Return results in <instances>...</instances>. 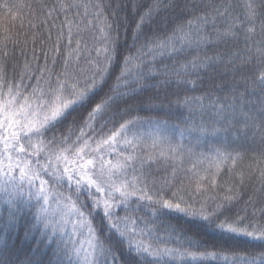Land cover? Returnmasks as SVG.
I'll return each instance as SVG.
<instances>
[{"label": "snow or ice", "instance_id": "1", "mask_svg": "<svg viewBox=\"0 0 264 264\" xmlns=\"http://www.w3.org/2000/svg\"><path fill=\"white\" fill-rule=\"evenodd\" d=\"M233 3L148 0L137 12L144 0H133L135 51L123 57L104 15L110 5L94 3L99 47L81 56L87 46L72 48L69 28L59 66L44 53L43 67L26 61L18 78L8 75L4 35L0 223L11 230L25 221L35 242L19 264H264V0H238L236 14ZM23 7L35 30L82 5L0 0L13 20ZM157 163L171 169L159 181L145 170ZM253 177L259 187L239 207ZM173 213L190 227L163 219ZM204 237L242 239L245 249ZM0 243V264H14L6 234Z\"/></svg>", "mask_w": 264, "mask_h": 264}, {"label": "trees", "instance_id": "2", "mask_svg": "<svg viewBox=\"0 0 264 264\" xmlns=\"http://www.w3.org/2000/svg\"><path fill=\"white\" fill-rule=\"evenodd\" d=\"M12 2H19L25 5L31 4L33 9L36 7V0H12ZM46 2L51 6L52 4L56 3V0H46ZM75 2L81 4L82 7L78 10L73 9L71 12L54 13L53 18L48 21L47 25L38 26V28L35 30L30 27L29 20L32 19L33 23H37L38 25L39 21L35 20L29 15L30 9L28 7H23L21 9L22 19L13 20L11 17L0 13V40L3 39L5 34L10 37L7 42V51L9 52L7 71L9 77L15 76L18 78L22 66L26 61L32 64L34 68L37 65L43 67L45 63L44 53H47V61L49 66H51L53 57H57V63L59 66L60 61H62L67 52L71 50L67 47L66 40L69 28H71L73 33L72 48H75L76 40L82 41V49H85V45L87 46L86 49L81 52V56L87 57L89 53L92 52L93 47H99V44L96 43V41L99 39V32L97 29L99 27H103V24L100 20L94 19L95 9L92 8V4L97 2L104 5H110L109 7L104 8V15L107 17L108 23L112 24L113 26L112 36L118 38L121 57L126 55L128 51H135V49H129L128 47L132 43V29L135 26V20L138 19V16H134L132 12L133 0H75ZM147 2L148 0H144L143 6L138 8L137 12L144 11V7H146ZM84 6H86V8ZM230 10L233 11V14L243 11V9L238 6V0H234L233 8ZM77 11L79 12V15H77ZM85 11L88 13L87 16H85ZM169 15L171 16L172 14L169 13ZM21 24L23 25L22 27ZM5 27L9 29L7 33L4 32ZM34 31L40 37L35 43L32 41ZM61 31L63 32V38L60 39V54L57 56V53L53 51V48L56 45L57 36ZM49 32L51 34V39H48ZM13 41H18L19 43L14 44ZM25 41H27L26 45ZM22 50L25 55H21ZM33 52H35V59H33ZM81 63H83V60ZM13 65L17 66L15 71H13ZM203 84L204 87L207 88L209 84L207 78L204 79ZM194 94H199V91ZM109 127H111V125ZM197 151H207V149L201 148L197 149ZM247 163L248 159L246 158L244 164L246 165ZM188 166L190 165H184V167ZM145 170L151 171L152 176L150 179H156L158 181L162 177L168 175V173L171 171L170 168L165 169L163 163L153 164L151 169L146 168ZM226 179H228L227 172L218 178V182L222 183ZM255 187H259L258 179L253 177L251 180H245L244 188L241 190L243 200L241 201L239 207L244 206L243 202L248 199V195L252 193V190ZM185 198L187 199V196ZM121 214H123V211H121ZM163 219L167 220L171 224L179 225L180 227H190L185 223L182 217H178L175 213L171 214L170 216L163 217ZM95 222H101L99 214L97 215ZM24 223L25 221H21L18 228L11 230L6 228L3 223H0V240H2L6 234L8 239L9 259L13 261L14 264H19L20 261H24L27 257L31 256L33 252V245L35 242L34 240L25 238L23 230ZM190 234H196L195 228L191 229ZM203 239H206L210 245H217L218 248L223 245L224 249L231 248L241 252H243L245 249V241L242 239L227 243L212 237H204ZM0 247H3L2 243H0ZM44 259L47 260V255L44 256Z\"/></svg>", "mask_w": 264, "mask_h": 264}]
</instances>
